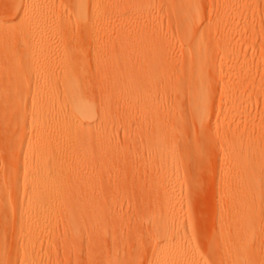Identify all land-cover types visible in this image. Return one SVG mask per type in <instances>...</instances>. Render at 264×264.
Masks as SVG:
<instances>
[{
	"label": "bare ground",
	"instance_id": "6f19581e",
	"mask_svg": "<svg viewBox=\"0 0 264 264\" xmlns=\"http://www.w3.org/2000/svg\"><path fill=\"white\" fill-rule=\"evenodd\" d=\"M144 1L0 0V211L19 227L10 247L0 232V264H78L84 236V258L92 261L101 249L97 264H264L257 239L264 219V98L260 109V89L247 86L254 70L247 64L249 46H226L224 55L235 57L231 65L239 57L246 64L245 72L226 79L204 33L211 19L202 0H164L182 50L174 60L168 39L141 14ZM222 6L226 28L253 33L255 19L264 15V7L247 0H223ZM127 16L135 21L114 25L112 33L111 23ZM82 22L93 40L107 42L94 50L82 46L85 33H73ZM171 64L179 68L170 72L186 79L181 90L161 71ZM100 76L101 82L90 80ZM220 83V97L230 84L239 98L216 103ZM171 111L178 120H171ZM185 154L202 169L193 182L182 174ZM101 167L124 170L129 186L148 189L137 228L124 212L130 194L118 187L127 185L115 181L110 189L105 178L80 176L83 168ZM206 169L214 170L211 181ZM89 186L84 208L65 204L71 192ZM188 186L218 191L212 225L218 235L207 247L200 228L196 232ZM59 221L65 237L53 227ZM59 252L62 260L53 258Z\"/></svg>",
	"mask_w": 264,
	"mask_h": 264
},
{
	"label": "rangeland",
	"instance_id": "374dc122",
	"mask_svg": "<svg viewBox=\"0 0 264 264\" xmlns=\"http://www.w3.org/2000/svg\"><path fill=\"white\" fill-rule=\"evenodd\" d=\"M116 2V0H113ZM203 2V9L205 12V15L207 18L210 17L211 21L210 24L208 26V28L205 30V34L208 36H210V47L212 49V58L217 62V66L219 69H221L224 73V76L226 79H230L232 80V78L237 75L238 73H240L241 71L245 72L246 69L243 68L245 64V60L243 57H239V64L237 65H231V63L235 60V57L233 55H230V57H228L229 55H224V50L226 48V46H228L231 48V46H234L232 43L233 42H237V43H241V44H246L249 46L250 49V55H249V60H247V64L249 62L250 65V69L251 67L254 68V70L251 72L252 76L250 75V77H248L246 80L247 81V86L249 87H255L256 89H260L261 91V97H260V109H262L263 107V98H264V15L262 12V18L261 17H257L255 19V32L251 33L249 31L246 30V27L237 29L236 26L231 25L228 28L225 27V25H223V20L221 17L222 14V3L223 0H202ZM246 2V0H245ZM247 4H249V6H257L259 8L264 7V0H247ZM143 5H145L144 11H140L141 14L145 17V18H150V21H154L155 24L159 27V31L161 32L160 34L164 37H166L168 39V43L170 45V47L175 51V57L174 60H176L177 58L181 57L182 54V50L180 48V41L178 39V33L177 30L174 26V15L172 12H168L166 10L165 7V1L164 0H145ZM155 9H157V12H159V15H157L155 13ZM118 13V12H117ZM89 20L95 18L94 14L95 11L93 8L90 7L89 9ZM242 20H246L247 18V12L242 11L241 14ZM123 18H129L127 17H123ZM122 19L119 22L116 23H111V28H114V25H129L132 22L135 21V18L132 19ZM85 21V20H84ZM82 26L79 28H74V34L77 33H85L84 34V40H82V46L83 44L85 46L90 47L91 50H94L99 43H105L107 42L104 38L102 37L99 42H96L95 40H93V33H91V29L90 27H85V23L82 22ZM85 28H84V27ZM79 30H81L79 32ZM117 29H111L112 33H114ZM87 33V34H86ZM116 38V37H115ZM170 40V42H169ZM227 41V42H226ZM112 45L117 46V42H111ZM231 53L234 54L233 51L235 50H231ZM178 63V62H177ZM174 63V64H177ZM174 64H171V67L169 69H166L165 67L161 68V71H165L168 75H169V79L168 81H170L169 83H172V89H180L182 87L185 86L186 84V79H183L182 77H175L172 72L174 70H177L176 68L179 67H174ZM260 67V69H259ZM172 71V72H170ZM216 81L219 82V78H215ZM93 83L95 82H101L102 80H104V78L102 76H100L99 78H94L91 77L90 79ZM114 82V78L111 75V90L114 86H112V83ZM165 86H161L160 85V90L163 94H167L164 90H165ZM248 87L247 92L250 93L251 89ZM163 89V91H162ZM167 90V89H166ZM222 92V84H219V87L217 89L216 94L219 97H216L215 102L218 103L220 101H225V97H232L233 99L235 98H239L240 92H237L234 85L230 86V84L227 86V90H226V94L223 97H220V94ZM170 96V95H169ZM171 97V96H170ZM169 97V98H170ZM226 97V98H227ZM224 98V99H221ZM165 101H169L170 105L172 104L171 100L168 98L165 99ZM173 112H170V118L171 120H175L174 116L172 114ZM178 120V119H176ZM1 143V142H0ZM1 148V145H0ZM64 156H66L64 154ZM127 160L130 161V163L134 160L133 157H127ZM3 161H4V157H2L1 155V150H0V172L2 174L3 172ZM180 163H181V170H182V174L185 177L186 181L190 180V182L193 180H195L196 178H198V175H200L202 173V169H200L199 166L196 167V162H194V157H190L188 158L185 155H181L180 158ZM129 163V164H130ZM195 164V165H194ZM2 168V169H1ZM208 169H206L207 171ZM213 171L214 170H208V174L210 176H208V178H213ZM201 172V173H200ZM0 174V177H1ZM85 174H90L91 177L97 178V179H101V178H105L108 182H110L109 184V188L111 189V182L115 183V181L117 182V184H125L127 186H118L121 188H124L125 190H127V193H129V199L125 202L124 204V212L126 215H128L131 218V222H130V227L131 229H135L138 227L137 225V218L136 215L139 213V211H141V213L147 208V206L149 205L150 202V198L149 196H147V191L148 189L146 188V186H129L131 185V176L127 174V172H125L124 170L121 171H111L109 170V168H93V169H86L83 168V170L80 172V176H84ZM207 174V175H208ZM201 176V175H200ZM192 181V182H193ZM211 181V179H210ZM1 187V186H0ZM192 188L189 189L188 186V190H189V195L188 196L192 201H190L191 203V207L193 208V212H194V217L195 220V225H196V232H198L199 228V234L198 237H200L199 241H201V245L203 247H207L209 246L207 244L210 243L212 241L215 240V238H217L218 233L214 230L212 231V225L214 223V210L215 207L217 206L215 202V200H217V197L219 198V195L217 194V188L216 186H199V188H197V186H191ZM205 187V189H204ZM3 189V187H1ZM0 188V190H2ZM92 186H89L88 189L86 190V188H83L81 190H77L74 192H71V197L70 198H65V204L69 205V204H76L79 206H83L84 208V204L86 202V199L88 198V196L86 195V193L91 191ZM198 190V191H197ZM212 192H211V191ZM197 191V192H196ZM213 191L215 193H213ZM3 192V193H2ZM67 192V191H66ZM191 192V193H190ZM201 194H200V193ZM0 198L4 195V191H0ZM193 194V195H192ZM198 194V195H197ZM206 194V195H205ZM217 194V197H216ZM197 195V196H196ZM199 196V197H198ZM93 199L97 200L99 199L98 194H94L93 195ZM215 199V200H214ZM195 202V203H194ZM193 204V205H192ZM53 205H57L56 203ZM226 205V203L224 204V206ZM204 206V207H203ZM210 209V210H209ZM196 212H198L196 214ZM81 213L84 214V211L81 210ZM204 213V214H203ZM98 214L100 215L101 213L98 212ZM209 214V215H208ZM212 215V216H211ZM200 216V217H199ZM211 216V217H210ZM11 219V220H10ZM259 226H258V235H257V239L261 240V242L263 243L264 246V219L261 218L259 220ZM198 225H200L198 227ZM0 232H1V239L5 240V242L7 243V245L10 247L12 246V244L14 243V235H16V232L19 231V227L15 226L12 220V217H10L5 211H0ZM54 229L56 230V232H58L59 236L61 237H65V235H67V229L66 226L63 222L59 221L57 223H54L53 225ZM3 232V233H2ZM215 233V234H214ZM5 237H4V236ZM213 239H210V238ZM82 241V245H81V251L83 254V258L78 260V264H97V262H99V253L101 254V249H96L94 250L92 253H94L95 258L91 261L88 258H84L85 257V253H86V243H87V236H84ZM103 245H106L105 243H107L106 240L101 242ZM206 243V244H205ZM204 244V245H203ZM215 244L212 243L210 247H213ZM215 247V246H214ZM99 252V253H98ZM213 252V251H212ZM96 253V254H95ZM214 254V258H218L220 256V252L219 251H215L213 252ZM98 255V256H97ZM69 259H68V258ZM66 257V261L67 263L70 262V256L67 254ZM86 257H88L86 255ZM53 258H58V259H63L64 256H62V253L59 252L58 254L54 255ZM61 259V260H62ZM68 259V260H67ZM73 260V259H72ZM91 261V262H90ZM74 264V263H73Z\"/></svg>",
	"mask_w": 264,
	"mask_h": 264
}]
</instances>
